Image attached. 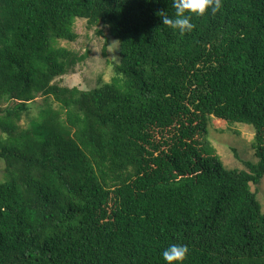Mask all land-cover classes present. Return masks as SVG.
Wrapping results in <instances>:
<instances>
[{
    "label": "trees",
    "instance_id": "1",
    "mask_svg": "<svg viewBox=\"0 0 264 264\" xmlns=\"http://www.w3.org/2000/svg\"><path fill=\"white\" fill-rule=\"evenodd\" d=\"M172 0H0V264H264V0H222L185 34ZM76 19L119 42L115 77L53 83L83 62ZM55 105L19 127L37 97ZM210 118L255 132L225 170Z\"/></svg>",
    "mask_w": 264,
    "mask_h": 264
},
{
    "label": "rangeland",
    "instance_id": "2",
    "mask_svg": "<svg viewBox=\"0 0 264 264\" xmlns=\"http://www.w3.org/2000/svg\"><path fill=\"white\" fill-rule=\"evenodd\" d=\"M74 32L77 38L73 42L58 41L64 47L78 55H85L83 62L77 64L72 72L54 79L60 86L81 90H91L109 85L115 77L114 65L119 63V42L112 38L107 28L98 24L90 27L84 19H76ZM49 108L54 109L50 98L37 97L31 104L27 115L19 122V127L28 128L37 122ZM3 138V135H0ZM206 140L214 148L223 168L227 171L246 169L243 162H256L255 132L251 126L241 123L218 121L210 118L207 124ZM3 162L0 161V181L2 180ZM250 190L264 214V176L256 184H250Z\"/></svg>",
    "mask_w": 264,
    "mask_h": 264
},
{
    "label": "clouds",
    "instance_id": "3",
    "mask_svg": "<svg viewBox=\"0 0 264 264\" xmlns=\"http://www.w3.org/2000/svg\"><path fill=\"white\" fill-rule=\"evenodd\" d=\"M175 9L174 17H170L165 11L158 13L162 24L181 34L189 33L195 28L192 17L203 16L208 10L218 12L222 7V0H172ZM189 253V247L185 244H171L162 252V259L166 264H183Z\"/></svg>",
    "mask_w": 264,
    "mask_h": 264
}]
</instances>
